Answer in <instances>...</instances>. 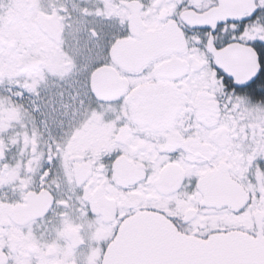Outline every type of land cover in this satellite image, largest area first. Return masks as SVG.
I'll list each match as a JSON object with an SVG mask.
<instances>
[{
    "label": "snow or ice",
    "instance_id": "snow-or-ice-1",
    "mask_svg": "<svg viewBox=\"0 0 264 264\" xmlns=\"http://www.w3.org/2000/svg\"><path fill=\"white\" fill-rule=\"evenodd\" d=\"M0 264H264V0H0Z\"/></svg>",
    "mask_w": 264,
    "mask_h": 264
}]
</instances>
